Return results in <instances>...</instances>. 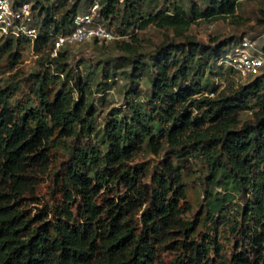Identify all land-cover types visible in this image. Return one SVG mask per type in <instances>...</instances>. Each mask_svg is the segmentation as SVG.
Returning a JSON list of instances; mask_svg holds the SVG:
<instances>
[{"label":"trees","instance_id":"trees-1","mask_svg":"<svg viewBox=\"0 0 264 264\" xmlns=\"http://www.w3.org/2000/svg\"><path fill=\"white\" fill-rule=\"evenodd\" d=\"M66 1L56 0L50 5L42 0L34 2L33 15L41 23L39 35L33 40L36 51L49 46L50 55L53 44L49 33H65L71 27L82 0H75L70 9L56 18L54 9ZM145 1L102 0V19L105 22L109 17L115 18L117 7L123 4L126 27L145 29L153 24L184 36L196 21L235 17L242 0H206L203 8L191 0L187 10L176 3L157 10L143 8ZM90 2L84 0L83 5ZM5 38L0 52L7 53L14 67L21 58L17 48L23 41H32ZM239 39H225L213 47L191 39L188 48L183 43L162 45L149 63L138 56L125 57L121 67L132 66L130 72L121 70L117 74L119 64L114 63L109 69V61L104 62L100 72L106 81L97 82L96 90L104 91L105 86L112 84L107 80L117 75L129 80L126 94L135 113L131 124L122 125L113 119L102 135L105 152L84 146L78 137L79 133L92 134L93 110L85 98L90 85L62 62L65 48L73 45L63 47L56 57L50 55L49 62L56 64V75H32L38 84L36 107H10L8 90L0 89L4 103L0 110V264H159V249L167 247L180 251L171 264H264V74L217 99L202 96L204 87L200 81L189 82L190 71L196 65L194 76L203 75L206 68L212 72L221 54ZM124 46L129 47L125 43ZM262 50L264 53V46ZM227 72L235 74L231 68ZM143 74L151 89L150 102L146 103L151 104L152 115L148 119L132 106L140 95L136 85ZM52 83L58 86L53 94L49 87ZM76 89L81 94L79 100L73 96ZM215 89L213 85L211 92ZM186 103L188 108L181 110ZM193 107L206 109L193 115ZM244 109L252 110L253 120L238 127V113ZM162 122L171 124L165 136L173 149L184 142L188 133V148L196 149L197 145L207 156L210 182L226 190L221 199L208 200L210 218L224 207L225 200L231 201L235 195L245 199L242 217L244 223L252 220L253 225L251 232L243 235V249L237 244L227 257L217 240L193 239L194 224L184 222L179 214V200L185 198V190L178 167L169 165L166 172L156 175V186L148 193L140 189V171L131 172L125 167L144 137L149 136L148 144L155 152L160 149L153 131L159 130ZM72 137L75 139L66 146L68 156L62 163L63 204L55 209L45 206L32 214L28 205L35 202V186L50 165L51 146L56 140L63 142ZM114 179L123 184L126 193L104 196L103 202L97 204L95 198ZM73 194L79 198L76 214L69 205ZM136 220L141 225L139 229ZM178 229L184 240L172 241Z\"/></svg>","mask_w":264,"mask_h":264},{"label":"rangeland","instance_id":"rangeland-1","mask_svg":"<svg viewBox=\"0 0 264 264\" xmlns=\"http://www.w3.org/2000/svg\"><path fill=\"white\" fill-rule=\"evenodd\" d=\"M35 2L36 0H29ZM56 0H42L43 4L50 5ZM82 0L78 6L77 13H83L86 6ZM203 8L206 0H192ZM75 3V0H67L63 6L54 9L56 18H60L61 14L70 9ZM171 3L181 5L184 9H189L191 0H146L143 8L160 9L161 7L169 6ZM128 12H125V15ZM124 5L117 7L115 18L109 17L105 21L107 26L110 22V28L116 35V40L108 43L86 42L71 47H66V55L62 62L72 71V74H81L82 79L90 85V92H85L86 103L93 110V132L90 136H84L79 133L81 143L94 150L106 151V146L103 144V133L109 129L113 119L119 120L122 125L125 122L131 124V117L135 113L128 102L130 97L126 94L130 88V81L122 78L120 75L114 79L107 80L112 83L110 86H105V90H96V84L99 81H106L100 69L104 62H108L110 69L112 64L117 63L120 68L117 69V74L121 70L130 72L132 66H124L123 60L125 57H139L140 60L147 63L153 60L158 49L166 44L183 43L188 48V39L205 47H213L225 39H235L240 37L255 41L258 48L264 46V0H242L238 3L236 16L225 20L208 22L205 20L196 21L191 25L184 36H176L172 30L160 29L153 24L148 25L145 29H136L134 26L126 27L127 17L124 15ZM124 30L123 33L121 30ZM5 37L0 38V45L5 42ZM128 44L129 47H125ZM21 54L19 62L12 67L9 62L7 53L0 52V89L8 90V105L14 107L17 104L36 107L38 105V84L34 83L33 74H47L48 77L56 75V64L50 61V47L44 50L36 51L33 41L28 43L23 41L18 48ZM180 54H177L179 57ZM202 61L204 58H200ZM198 67L197 65L195 66ZM193 69L189 74V82L195 83L200 81L204 90L202 96H209L212 99L220 98L221 95H230L233 89L241 85H245L251 80L264 74V67L254 75L249 77H241L237 74H228L227 67L218 68V65L210 72L208 68L204 70L203 75L194 76L196 70ZM226 68V69H225ZM86 75H89L86 79ZM146 75H142L139 83L136 85V90L140 94L134 99L132 106L139 110L140 115L145 118H150L151 104L150 102V86L145 80ZM63 80V76H59ZM213 95L209 93L212 91ZM51 93L57 89V84H50ZM108 88V89H107ZM51 94V95H52ZM79 90L73 93L74 99H80ZM200 97V96H197ZM3 102L0 100V110L3 107ZM153 104V103H152ZM188 108V104L183 105ZM191 109V108H190ZM193 107V115H200L203 110ZM155 117V114H154ZM156 120V117L154 118ZM240 127L246 121L253 120L252 110L244 109L238 113ZM157 123V122H154ZM171 124H160L159 130L153 131L155 139L158 140L160 149L155 152L148 144L149 136L142 140L140 148L134 156L125 164L127 170L131 171L138 169L139 183L142 191H151L156 186L155 176L166 172L167 167H178L180 170L181 184L185 190V198L179 200V214L181 219L186 223L194 224L193 239L201 241L206 239L213 242L217 240L222 248V253L229 256L237 247L243 249L246 242L243 240V235L251 232L253 221L249 220L248 224L244 223L243 212L245 208V199L235 197L231 200H225L224 207L213 217L208 216V200L212 198L221 199L225 193V189L210 182L209 163L207 156L199 150L188 148V133L185 135L184 142L172 148L166 141L165 133ZM152 132V133H153ZM75 137L60 142L56 140L55 145L50 148L51 161L47 171L40 176L38 184L35 186L34 195L35 202L30 201L28 205L29 211L34 214L42 210L45 206L47 209H55L58 205H62L64 194L62 190L63 170L62 163L67 159L68 152L66 146L73 143ZM198 147V148H197ZM181 154L177 157L176 154ZM126 193V188L120 181L114 179L109 182L106 188L95 198L97 204L103 202L104 196L118 197ZM146 194V192H144ZM145 196V195H144ZM79 198L73 194L70 209L73 214L77 213V203ZM46 210V209H45ZM141 211L135 217L139 219ZM53 210L49 212L48 218L52 219ZM249 217V216H248ZM253 219V218H252ZM137 228H140V223L136 220ZM250 227V228H249ZM172 241L184 240V236L177 230V233L172 235ZM180 251H175L172 247L159 249L160 263L171 264L172 260ZM213 254V251H211Z\"/></svg>","mask_w":264,"mask_h":264},{"label":"built area","instance_id":"built-area-1","mask_svg":"<svg viewBox=\"0 0 264 264\" xmlns=\"http://www.w3.org/2000/svg\"><path fill=\"white\" fill-rule=\"evenodd\" d=\"M101 1L91 0L83 13H77L73 17L72 25L65 33H49L53 44L51 57H56L65 46L116 40V35L102 19ZM33 4L29 0H0V36L35 40L41 23H37L33 15ZM218 65L231 68L241 77H249L264 67V53L262 48L256 46L255 41L242 38L234 42L229 51L221 54ZM209 95L212 96L213 92Z\"/></svg>","mask_w":264,"mask_h":264}]
</instances>
